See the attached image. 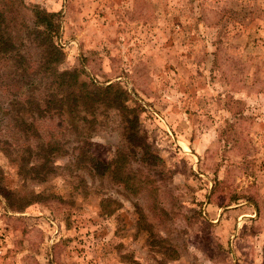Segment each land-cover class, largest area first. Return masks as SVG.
Listing matches in <instances>:
<instances>
[{
  "label": "rangeland",
  "instance_id": "rangeland-1",
  "mask_svg": "<svg viewBox=\"0 0 264 264\" xmlns=\"http://www.w3.org/2000/svg\"><path fill=\"white\" fill-rule=\"evenodd\" d=\"M22 2L26 23L33 6L60 13L62 69L129 90L158 159L137 153L149 183L128 191L67 155L37 183L0 149V264H264V0ZM119 134L112 112L95 156L109 161ZM10 189L52 195L19 211Z\"/></svg>",
  "mask_w": 264,
  "mask_h": 264
},
{
  "label": "trees",
  "instance_id": "trees-1",
  "mask_svg": "<svg viewBox=\"0 0 264 264\" xmlns=\"http://www.w3.org/2000/svg\"><path fill=\"white\" fill-rule=\"evenodd\" d=\"M17 1L23 4L0 0V126L9 135L0 136V149L17 152L12 160L19 174L37 183L53 176L57 157L67 155L65 168L71 172L108 178L128 191L144 188L149 182L142 169L131 167L133 158L141 153L140 166L149 163L151 168L158 156L140 135L141 105H132L134 97L119 82L91 86L82 70L62 69L66 53L59 43L60 13L33 6L26 23ZM112 112L119 117L120 141L105 162L95 156L91 137ZM50 195L30 192L28 198L10 189L5 198L9 208L23 211ZM113 203L112 198L103 199V210L113 213Z\"/></svg>",
  "mask_w": 264,
  "mask_h": 264
}]
</instances>
